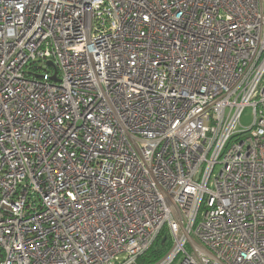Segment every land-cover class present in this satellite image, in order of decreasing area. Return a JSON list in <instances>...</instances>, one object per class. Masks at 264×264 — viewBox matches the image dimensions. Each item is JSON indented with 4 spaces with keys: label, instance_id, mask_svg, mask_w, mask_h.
<instances>
[{
    "label": "built area",
    "instance_id": "obj_1",
    "mask_svg": "<svg viewBox=\"0 0 264 264\" xmlns=\"http://www.w3.org/2000/svg\"><path fill=\"white\" fill-rule=\"evenodd\" d=\"M163 234L155 264H264V0H0V264Z\"/></svg>",
    "mask_w": 264,
    "mask_h": 264
},
{
    "label": "trees",
    "instance_id": "obj_2",
    "mask_svg": "<svg viewBox=\"0 0 264 264\" xmlns=\"http://www.w3.org/2000/svg\"><path fill=\"white\" fill-rule=\"evenodd\" d=\"M165 236L166 234H163L162 237L152 246L148 253L140 260V264H155L166 255L171 244L169 240L163 243Z\"/></svg>",
    "mask_w": 264,
    "mask_h": 264
},
{
    "label": "rangeland",
    "instance_id": "obj_3",
    "mask_svg": "<svg viewBox=\"0 0 264 264\" xmlns=\"http://www.w3.org/2000/svg\"><path fill=\"white\" fill-rule=\"evenodd\" d=\"M253 121H254V111L251 108H247V110L243 115L241 123L244 128H249L250 126H252Z\"/></svg>",
    "mask_w": 264,
    "mask_h": 264
},
{
    "label": "water",
    "instance_id": "obj_4",
    "mask_svg": "<svg viewBox=\"0 0 264 264\" xmlns=\"http://www.w3.org/2000/svg\"><path fill=\"white\" fill-rule=\"evenodd\" d=\"M51 66H53V64H50ZM167 241V239H164V242L163 243H165Z\"/></svg>",
    "mask_w": 264,
    "mask_h": 264
}]
</instances>
